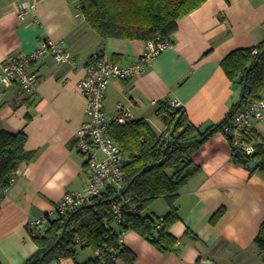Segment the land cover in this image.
Returning a JSON list of instances; mask_svg holds the SVG:
<instances>
[{
  "label": "crops",
  "instance_id": "1",
  "mask_svg": "<svg viewBox=\"0 0 264 264\" xmlns=\"http://www.w3.org/2000/svg\"><path fill=\"white\" fill-rule=\"evenodd\" d=\"M19 1L0 0V63L6 54H28L48 39L66 40L75 63L51 57L31 63L29 69L39 78L32 91L17 82L4 84L0 129L25 131V148L34 155L20 165L8 189H0V264H24L33 257L39 247L30 230L32 220L89 181L86 156L75 147L76 131L86 119L78 89L84 61L103 50L127 65L147 47L145 40L103 38L78 4L68 0H28L33 9L26 20L18 16ZM170 40L172 45L144 73L110 81L105 108L113 113L119 103L129 104L134 119H146L160 134L166 130L157 114L160 102L178 100L200 131L214 130L242 102V87L228 78L222 61L264 40V0H205L177 20ZM251 130L264 137V123H254ZM192 159L199 170L180 190L175 203L179 219L170 227L178 249L162 252L130 229L123 242L136 255L133 264H202L206 259L213 264H264L254 243L264 221V171L237 158L222 129ZM219 208L224 212L212 222ZM168 211L167 204L156 215ZM48 224L34 231L43 234ZM187 229L196 237L187 235ZM95 255L87 247L51 264H84ZM116 264L128 263L118 259Z\"/></svg>",
  "mask_w": 264,
  "mask_h": 264
},
{
  "label": "trees",
  "instance_id": "2",
  "mask_svg": "<svg viewBox=\"0 0 264 264\" xmlns=\"http://www.w3.org/2000/svg\"><path fill=\"white\" fill-rule=\"evenodd\" d=\"M80 5V11L89 25L103 38L154 40L157 37L171 39L177 28V20L201 5L205 0H68ZM257 48V53L252 49ZM228 78L242 87V100L247 95L262 98L264 90V40L257 45L233 51L222 61ZM167 103V102H166ZM161 103L157 114L167 126L164 134H158L144 119H133L109 127L127 159L124 167L123 194L130 197L135 211H125L122 228L134 230L152 242L162 252L176 251L178 239L170 233L171 225L179 219L176 200L180 190L195 175L199 166L192 159L193 153L204 141L231 118H227L214 130L200 131L190 122L182 107L175 108ZM252 131V130H251ZM255 152L249 156L256 168L264 171V137L256 132ZM25 131L9 132L0 129V189H4L15 177L24 161L34 153L26 150ZM163 197L169 205L164 215L145 213L150 204ZM114 195L105 192L100 199L79 206L66 214L50 219L43 234L36 233L34 240L38 252L24 264H51L60 257H72L77 253L68 250L76 235L87 239L94 252L106 248V255H95L84 264H116L118 259L133 264L136 255L125 245H119V236L113 225L112 200ZM219 208L212 216L216 222L223 214ZM163 218L161 227L157 224ZM187 235L193 234L186 230ZM194 237L196 235L193 234ZM61 238L57 242L58 238ZM57 242V243H56ZM259 252L264 255V221L254 239ZM85 247V248H87ZM46 252L42 260L38 257ZM199 264V263H198Z\"/></svg>",
  "mask_w": 264,
  "mask_h": 264
},
{
  "label": "built area",
  "instance_id": "3",
  "mask_svg": "<svg viewBox=\"0 0 264 264\" xmlns=\"http://www.w3.org/2000/svg\"><path fill=\"white\" fill-rule=\"evenodd\" d=\"M80 7V5L78 4ZM33 9V3L28 0L18 2L17 11L21 20H26ZM172 45V40L157 37L147 41L145 51L139 58L130 64L123 65L116 62L103 51L93 52L83 63L84 75L78 82V89L82 93L85 103V121L77 129L76 149L86 156L90 170L88 183L80 190L67 192L63 198L47 213L32 220L30 230L42 224L49 223L50 219L68 213L69 211L87 204L94 199H100L105 192L114 195L112 200L113 225L106 222L108 227L115 228L119 236V245L124 244L125 230L122 223L125 221V211H135L130 203V197L123 194L125 186L124 167L127 159L120 146L114 140L109 127L112 124H123L134 119V114L129 104L119 103L113 113L105 108L106 91L113 78L128 79L144 73L153 60L167 47ZM257 53V48L252 49ZM51 57L58 63H75V57L64 39H48L39 48L28 54L18 55L8 53L0 63V99L3 95L4 84L17 82L24 90L32 91L38 84L37 72L31 71V63ZM157 104V100H152ZM171 105L181 107L178 100H172ZM256 122L264 123V98H255L247 95L240 106L232 114L228 122L223 126V131L228 136L233 150H241L247 157L251 156L256 146L250 139L251 129ZM167 130V126H166ZM165 131H162L164 134ZM14 178L5 187L8 189ZM163 218L158 221L160 228ZM38 234V233H37ZM89 245L87 239L76 235L74 242L68 246V250L78 253ZM103 257L106 248L95 252ZM63 257H60V259Z\"/></svg>",
  "mask_w": 264,
  "mask_h": 264
},
{
  "label": "rangeland",
  "instance_id": "4",
  "mask_svg": "<svg viewBox=\"0 0 264 264\" xmlns=\"http://www.w3.org/2000/svg\"><path fill=\"white\" fill-rule=\"evenodd\" d=\"M166 206V200L163 197H160L150 204V206L145 210V213H150L151 215L156 216V214H158L161 210L163 211Z\"/></svg>",
  "mask_w": 264,
  "mask_h": 264
},
{
  "label": "water",
  "instance_id": "5",
  "mask_svg": "<svg viewBox=\"0 0 264 264\" xmlns=\"http://www.w3.org/2000/svg\"><path fill=\"white\" fill-rule=\"evenodd\" d=\"M242 94H243V92H242ZM235 156H236L237 158H239V159H242V160L248 162V165H249L250 167H255V166H256V162H255L253 159H250L249 157H247V156H246L241 150H237V151L235 152ZM60 239H61V238L59 237L58 240H57V242H59ZM57 242H56V243H57ZM45 253H46V252L41 253V254L39 255L38 259H39V260H42V259L44 258V256H45ZM202 264H213V262H212L211 260L206 259V260H203V261H202Z\"/></svg>",
  "mask_w": 264,
  "mask_h": 264
}]
</instances>
